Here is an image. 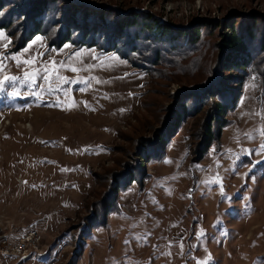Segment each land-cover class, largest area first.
<instances>
[{
  "label": "rangeland",
  "instance_id": "1",
  "mask_svg": "<svg viewBox=\"0 0 264 264\" xmlns=\"http://www.w3.org/2000/svg\"><path fill=\"white\" fill-rule=\"evenodd\" d=\"M80 1L198 28L204 43L156 64L149 46L127 59L60 43L63 5L25 42L20 20L0 28V79L19 78L0 90V264H264V53L219 69L236 94L209 146L220 96L197 104L187 90L218 68L230 25L264 27V0ZM61 64L87 83L41 78ZM179 101L187 114L155 144ZM34 229L28 252L4 253Z\"/></svg>",
  "mask_w": 264,
  "mask_h": 264
},
{
  "label": "trees",
  "instance_id": "2",
  "mask_svg": "<svg viewBox=\"0 0 264 264\" xmlns=\"http://www.w3.org/2000/svg\"><path fill=\"white\" fill-rule=\"evenodd\" d=\"M57 5H63L65 11L64 20L58 19L61 22L57 35L60 43L75 37L74 41L78 45H100L103 50L120 51L127 59H130L131 55L143 54L145 47L149 46L151 53L147 58H152L150 62L154 64L160 57L174 59L172 54L176 49L183 50L190 46L188 51L195 49L192 53H196L204 43L199 38L198 28H180L172 24L161 26L150 21V16L142 15L140 10L124 11L110 4L82 3L80 0H0V28H7L20 20L17 26L23 28L24 42L30 40L34 35L44 32L43 27L47 25L45 20L49 10ZM258 20L252 15L248 16L238 31L230 25L233 30L223 38L218 68L213 69L202 83L187 89L193 98L195 97L197 104L204 98H212V95L220 96L219 101H215L210 108L211 115L203 137L205 139L202 140L205 146H209L213 138V120H220L218 116L230 109L235 100L234 88L228 83L230 73L225 77L219 69L222 67L229 71L242 70L248 64L249 58L256 56V51L264 53V27L257 29ZM249 41H252L254 49L252 54L248 48ZM134 62L144 65L142 61ZM182 101L169 113L167 127L155 144L164 143L163 139H166L169 133L168 128L173 123L177 125L183 115L187 114L188 108Z\"/></svg>",
  "mask_w": 264,
  "mask_h": 264
},
{
  "label": "snow or ice",
  "instance_id": "3",
  "mask_svg": "<svg viewBox=\"0 0 264 264\" xmlns=\"http://www.w3.org/2000/svg\"><path fill=\"white\" fill-rule=\"evenodd\" d=\"M26 63H34V61H26ZM53 64H55V62H52ZM65 67L63 64H61L59 67H54V68H48V67H45L42 71H43V75H42V79H44L45 81H49L51 80L53 77L55 78L56 81H58V83L60 85H63V84H68V83H87L86 81H82V80H70L69 78L67 77H63L62 75L59 74L60 72V68H63ZM68 70L72 71V72H77L79 71L77 68L75 67H70L68 68ZM39 71L37 72V74H39ZM26 76H28V74L26 73ZM35 78L36 76L35 75H31V76H28V79L31 80V81H35ZM19 78L18 77H9V76H4L3 79H0V90H2L7 83L9 82H13V81H16L18 80ZM13 95H18L17 92H14ZM262 150H264V146H262Z\"/></svg>",
  "mask_w": 264,
  "mask_h": 264
},
{
  "label": "built area",
  "instance_id": "4",
  "mask_svg": "<svg viewBox=\"0 0 264 264\" xmlns=\"http://www.w3.org/2000/svg\"><path fill=\"white\" fill-rule=\"evenodd\" d=\"M4 236L0 235V239H2ZM42 238L41 233L38 230H29V232H27V234H25L22 237H19V239L17 240V243L13 246H8L6 245L4 248V253H13V250H16L17 252L23 253L24 252H28L31 248V243L32 242H36L39 243L40 240ZM7 240H4V244H8Z\"/></svg>",
  "mask_w": 264,
  "mask_h": 264
}]
</instances>
